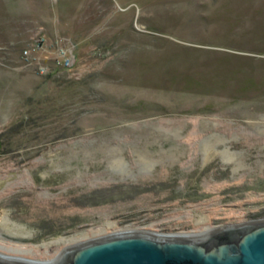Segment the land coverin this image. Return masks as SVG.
Here are the masks:
<instances>
[{
  "label": "rangeland",
  "instance_id": "374dc122",
  "mask_svg": "<svg viewBox=\"0 0 264 264\" xmlns=\"http://www.w3.org/2000/svg\"><path fill=\"white\" fill-rule=\"evenodd\" d=\"M261 219L264 0H0L1 254Z\"/></svg>",
  "mask_w": 264,
  "mask_h": 264
},
{
  "label": "water",
  "instance_id": "95a60500",
  "mask_svg": "<svg viewBox=\"0 0 264 264\" xmlns=\"http://www.w3.org/2000/svg\"><path fill=\"white\" fill-rule=\"evenodd\" d=\"M0 264H264V219L196 234L121 231L41 262L0 254Z\"/></svg>",
  "mask_w": 264,
  "mask_h": 264
},
{
  "label": "built area",
  "instance_id": "2783aa9c",
  "mask_svg": "<svg viewBox=\"0 0 264 264\" xmlns=\"http://www.w3.org/2000/svg\"><path fill=\"white\" fill-rule=\"evenodd\" d=\"M45 41L46 40L43 37L37 38L30 47L23 50L22 55L28 64L38 65L40 73L49 74L51 71L47 66L41 63L39 58V53L47 48ZM61 42H63V39H61ZM66 44L67 45L59 44L58 46L57 62L61 65V67L71 69L75 59L74 46L70 41H67Z\"/></svg>",
  "mask_w": 264,
  "mask_h": 264
},
{
  "label": "trees",
  "instance_id": "16d2710c",
  "mask_svg": "<svg viewBox=\"0 0 264 264\" xmlns=\"http://www.w3.org/2000/svg\"><path fill=\"white\" fill-rule=\"evenodd\" d=\"M15 124H17V123H14V125H12L11 126V128H10V130H12V129H16V130H14V131H21L22 129H25V126H29V123L28 124H24V125H22V127L20 126V128L17 126V125H15ZM18 128V129H17ZM13 131V132H14Z\"/></svg>",
  "mask_w": 264,
  "mask_h": 264
},
{
  "label": "bare ground",
  "instance_id": "6f19581e",
  "mask_svg": "<svg viewBox=\"0 0 264 264\" xmlns=\"http://www.w3.org/2000/svg\"><path fill=\"white\" fill-rule=\"evenodd\" d=\"M1 254V253H0ZM3 255V254H2ZM7 256V255H6ZM9 256V255H8ZM10 257H13V256H10ZM15 258H19V257H15ZM51 262V261H50Z\"/></svg>",
  "mask_w": 264,
  "mask_h": 264
}]
</instances>
